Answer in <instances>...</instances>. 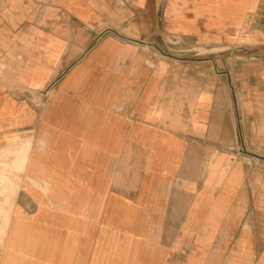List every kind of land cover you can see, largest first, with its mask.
I'll return each instance as SVG.
<instances>
[{"label": "crops", "instance_id": "0c3cea01", "mask_svg": "<svg viewBox=\"0 0 264 264\" xmlns=\"http://www.w3.org/2000/svg\"><path fill=\"white\" fill-rule=\"evenodd\" d=\"M1 162L0 264H264V0H0Z\"/></svg>", "mask_w": 264, "mask_h": 264}, {"label": "rangeland", "instance_id": "374dc122", "mask_svg": "<svg viewBox=\"0 0 264 264\" xmlns=\"http://www.w3.org/2000/svg\"><path fill=\"white\" fill-rule=\"evenodd\" d=\"M159 54V53H158ZM160 55V54H159ZM1 155L2 159H8L7 149H2ZM8 164L0 163V257L2 248L5 245L7 232L9 230L10 220L22 217L23 213L13 211L16 197L19 190L24 187L25 181L21 179V173L19 169L16 168L14 174L18 177L16 179H9L8 177ZM27 186L29 185L26 181ZM7 214L9 215V220L7 219Z\"/></svg>", "mask_w": 264, "mask_h": 264}, {"label": "bare ground", "instance_id": "6f19581e", "mask_svg": "<svg viewBox=\"0 0 264 264\" xmlns=\"http://www.w3.org/2000/svg\"><path fill=\"white\" fill-rule=\"evenodd\" d=\"M9 220V215L7 214V219H6V221H8Z\"/></svg>", "mask_w": 264, "mask_h": 264}]
</instances>
